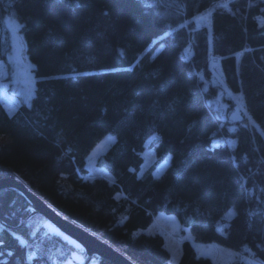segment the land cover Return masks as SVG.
<instances>
[{
    "label": "trees",
    "instance_id": "1",
    "mask_svg": "<svg viewBox=\"0 0 264 264\" xmlns=\"http://www.w3.org/2000/svg\"><path fill=\"white\" fill-rule=\"evenodd\" d=\"M222 1L0 0V59L12 15L34 77L15 113L0 102V180L15 177L136 264L171 260L163 237L143 232L158 213L174 216L194 243L246 246L264 260V0H226L229 11L217 8ZM213 9L196 29L194 17ZM223 92L243 94L240 121L228 120L231 98L225 115L214 107ZM154 133L156 160L140 176ZM107 134L115 139L97 165L112 180H89L86 158ZM33 212L20 191L0 189V264H28L31 252V264H58L73 252ZM93 258L111 264L85 254L81 264ZM178 264L213 262L184 240Z\"/></svg>",
    "mask_w": 264,
    "mask_h": 264
},
{
    "label": "rangeland",
    "instance_id": "2",
    "mask_svg": "<svg viewBox=\"0 0 264 264\" xmlns=\"http://www.w3.org/2000/svg\"><path fill=\"white\" fill-rule=\"evenodd\" d=\"M217 3V8L219 4ZM220 8V7H219ZM4 28L2 30L3 39L7 36L9 42V51L6 53V60L0 59V102L5 111L12 115L15 113L21 103H28L33 93L34 77L32 74V64L28 60L24 51V42L20 34V25L12 15H7L4 18ZM187 57L190 56L189 48L185 49ZM212 66L214 67L217 76L222 80V74L219 70L217 59L213 58ZM225 96V97H224ZM231 98L235 107L228 115V120L231 122H238L242 119L244 106L240 94H230L229 92L220 93L213 103L214 107L222 114L225 115L227 111V103L224 98ZM158 134L154 133L149 137L145 143L146 149L143 152V164L138 175L142 176L147 169H149L155 162V152L152 145L158 140ZM115 137L111 134L105 135L90 151L86 158V168L88 174L87 179H94L96 177H103L111 180V174L103 167L97 165V160L106 149L113 143ZM167 159L161 162L153 171L154 175H159L166 167ZM38 214V213H37ZM42 216V215H41ZM234 216V209L229 208L216 223L218 231L223 232L224 228L228 225L231 218ZM38 217L35 218V220ZM38 226H44L47 230L60 235L65 238L70 244L74 246L73 252L69 258L64 262L58 264H81L84 260V248L80 244L75 243L71 239L62 234L55 226L47 221L43 216ZM38 221V222H39ZM37 222V223H38ZM142 230L134 232V235L140 233ZM146 234H160L165 242V247L171 254L169 264H178L180 257V244L182 241H189L197 255L207 256L211 259L213 264H264V260H258L252 257L251 253H242L241 251L234 252L228 248L215 245V244H199L194 243L191 234L187 229H182L178 224L176 218L172 215L158 213L153 217L151 224L143 231ZM35 253V252H31ZM36 254V253H35ZM44 264V263H41ZM89 264H98L96 259H91Z\"/></svg>",
    "mask_w": 264,
    "mask_h": 264
},
{
    "label": "water",
    "instance_id": "3",
    "mask_svg": "<svg viewBox=\"0 0 264 264\" xmlns=\"http://www.w3.org/2000/svg\"><path fill=\"white\" fill-rule=\"evenodd\" d=\"M6 187L15 188L20 191L32 205L34 209L33 213L42 215L67 238L83 246L86 258L96 256L111 264H136L107 242L62 215L15 177L0 180V189Z\"/></svg>",
    "mask_w": 264,
    "mask_h": 264
},
{
    "label": "snow or ice",
    "instance_id": "4",
    "mask_svg": "<svg viewBox=\"0 0 264 264\" xmlns=\"http://www.w3.org/2000/svg\"><path fill=\"white\" fill-rule=\"evenodd\" d=\"M53 2H57V0H53ZM218 7H221V8H228V4L227 3H223V4H220L218 5ZM230 10V9H229ZM212 11L213 10H210V11H207L205 13H201L199 16H196L194 17L195 20H198V21H203V20H206L208 19L209 17H211L212 15ZM264 11V10H262ZM107 14V13H105ZM262 27H264V24L261 25ZM86 75V73L84 74ZM64 79H68V77H63ZM74 78V77H73ZM243 98V94H241V99ZM245 115H247V111L245 110ZM249 119H251V117L249 116ZM235 159V158H233ZM139 178V177H138ZM156 179H159L160 177L159 176H155ZM21 244H24V241L21 240ZM9 255H11V253H9ZM35 259V253H29L28 254V257H27V260H28V264H31L32 260Z\"/></svg>",
    "mask_w": 264,
    "mask_h": 264
},
{
    "label": "built area",
    "instance_id": "5",
    "mask_svg": "<svg viewBox=\"0 0 264 264\" xmlns=\"http://www.w3.org/2000/svg\"><path fill=\"white\" fill-rule=\"evenodd\" d=\"M222 2L224 3H227L226 0H223ZM221 3V2H220ZM223 4V3H222ZM220 5V4H219ZM221 8V7H220ZM222 9H225L226 11H229V8H222ZM201 14V13H200ZM200 14H197L196 16H199ZM195 16V17H196ZM195 20V19H194ZM195 27L196 29H204V28H207L208 27V19L206 20H203V21H198V20H195ZM217 59V58H216ZM218 60V59H217ZM241 252L242 253H248V249L246 246H244L242 249H241Z\"/></svg>",
    "mask_w": 264,
    "mask_h": 264
},
{
    "label": "crops",
    "instance_id": "6",
    "mask_svg": "<svg viewBox=\"0 0 264 264\" xmlns=\"http://www.w3.org/2000/svg\"><path fill=\"white\" fill-rule=\"evenodd\" d=\"M106 179V178H105ZM112 180V179H111ZM111 180H108V181H111Z\"/></svg>",
    "mask_w": 264,
    "mask_h": 264
}]
</instances>
